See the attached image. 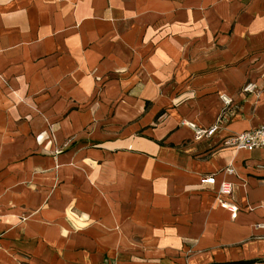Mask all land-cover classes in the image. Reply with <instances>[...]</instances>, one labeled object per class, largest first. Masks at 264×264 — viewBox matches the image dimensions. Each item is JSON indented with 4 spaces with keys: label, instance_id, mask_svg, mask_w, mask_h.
<instances>
[{
    "label": "crops",
    "instance_id": "0c3cea01",
    "mask_svg": "<svg viewBox=\"0 0 264 264\" xmlns=\"http://www.w3.org/2000/svg\"><path fill=\"white\" fill-rule=\"evenodd\" d=\"M262 124L264 0H0V264H264Z\"/></svg>",
    "mask_w": 264,
    "mask_h": 264
},
{
    "label": "built area",
    "instance_id": "2783aa9c",
    "mask_svg": "<svg viewBox=\"0 0 264 264\" xmlns=\"http://www.w3.org/2000/svg\"><path fill=\"white\" fill-rule=\"evenodd\" d=\"M255 86L253 84H247L243 87L244 93H252L255 91ZM222 104H223V113L225 109L230 106L231 100L227 99L226 97H222ZM221 118L217 121L216 124L208 128L207 130H200L197 129L195 126L190 125V127L195 132L196 137L200 138L203 136L211 137L218 129H219V122H221ZM225 146L232 147L236 150H243L247 152H252L254 150H264V124L258 126L257 128L246 131L240 134L233 135L226 139L224 142ZM226 173H232V169H226ZM207 184L213 185L215 183V178L213 176L205 179ZM233 186L230 183L222 182L220 183L217 191L216 198L219 201V204L222 208L228 210L231 214L232 219H236L238 215V207L230 202H226L222 199L223 196L232 197L233 195Z\"/></svg>",
    "mask_w": 264,
    "mask_h": 264
}]
</instances>
